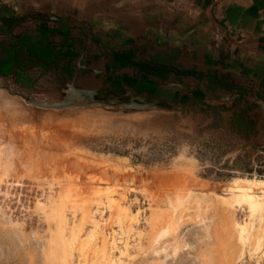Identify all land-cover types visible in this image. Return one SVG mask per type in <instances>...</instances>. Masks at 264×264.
<instances>
[{
	"label": "rangeland",
	"instance_id": "1",
	"mask_svg": "<svg viewBox=\"0 0 264 264\" xmlns=\"http://www.w3.org/2000/svg\"><path fill=\"white\" fill-rule=\"evenodd\" d=\"M25 89L0 79V264H58L55 254L46 251L57 215L46 219L35 203L49 188L58 193L61 186L66 200L58 201L56 210L69 227L86 236L91 219L100 220L103 211L106 232L114 231L117 239L114 254L118 257V249L128 246L123 264H264V245L239 250L230 234L232 218L215 201L229 187L251 185L258 195L264 190V113L259 104L217 101L205 94L210 108L177 101L172 103L181 110L163 111L123 103L103 89L98 95L104 103L78 95L64 99L72 106L44 109L15 93L46 103L62 101L47 102L46 95ZM210 114L221 115L213 120ZM231 114H247L257 121L258 132L237 128L228 120ZM178 182L188 186V201L203 193L212 207L201 223L185 221L175 236L160 242L158 249L183 244L175 256L165 257L146 249L149 217L161 207L162 188ZM107 197L123 200L129 211H109ZM72 203L85 206L89 218ZM234 210L237 223L249 218L246 206ZM73 256L70 261L76 262L77 253Z\"/></svg>",
	"mask_w": 264,
	"mask_h": 264
},
{
	"label": "crops",
	"instance_id": "2",
	"mask_svg": "<svg viewBox=\"0 0 264 264\" xmlns=\"http://www.w3.org/2000/svg\"><path fill=\"white\" fill-rule=\"evenodd\" d=\"M0 32V62L15 59L0 79L47 102L115 96L108 88L176 93L169 83L203 92L212 76L209 92L229 102L242 92L262 110L264 0H0ZM195 89L179 95L190 103Z\"/></svg>",
	"mask_w": 264,
	"mask_h": 264
},
{
	"label": "bare ground",
	"instance_id": "3",
	"mask_svg": "<svg viewBox=\"0 0 264 264\" xmlns=\"http://www.w3.org/2000/svg\"><path fill=\"white\" fill-rule=\"evenodd\" d=\"M5 157H7V155ZM8 163L11 164L9 161ZM182 175L183 173L178 174L180 177ZM3 176L4 174L0 173V186L4 182ZM170 180H172V178ZM178 183H176V185L171 184L165 186V188H162L163 191L159 193L161 198V207L152 210L149 217V233L147 237L146 249L151 250L152 253L155 254L162 252L165 257H167L169 254L171 256H175L177 252L183 247V244H181V242H177L170 249L169 246H164L165 248L158 249L157 247L160 245V242L170 236H175L178 229L185 221L200 222L204 218L209 208L211 209L212 207V199L208 198L203 193H200L202 194L200 197H192V202L188 201L190 193V191L186 189L188 186H186L185 183H183V185L181 184L182 186H186H184V188L180 185V183ZM14 184L21 186L20 182L18 181L14 182ZM62 188L63 186H61V188L58 187V193L56 191V193H54V191L49 188L48 194H42L41 198L37 199L35 203V209L42 213L46 219L53 217L55 214L57 215L56 218L54 217V221L56 223L55 234L48 244V248L46 250L47 253L51 255L55 254L54 258L58 264H123L124 261L122 260L121 256L127 255L126 252L128 250V246L127 244H124L123 251L118 249V257L114 254V250L118 248L117 239L114 235V231H112V233L106 232L109 223L107 222V219H102L104 213L103 211L99 214L100 220H96L94 217L91 219L90 230L86 236L80 234L81 230L77 232L75 226L69 227L66 217L63 214H59V212L56 210V208H59L57 207L58 201L65 197L64 190ZM68 188L71 189L70 187ZM106 193L108 194V192ZM216 196L217 198L215 201L218 204L223 205L225 209L227 208L228 217L232 218L231 222L229 223L232 231L230 234L232 233L231 238L236 242L237 248L240 250L248 245L252 250H259L264 245V190H261L258 195L251 185H241L229 187L225 195L216 194ZM106 200V209L109 211L115 210L119 213H126L129 211L126 209V207L123 208L122 204L120 203L123 200L114 201L110 197H107ZM71 205L72 207H75V210H80L83 217L89 218L90 212L86 210L85 206L81 205L79 209L76 203H72ZM242 206H246L249 210V215H247L249 218H247L245 221H242V223H237L234 220L236 217L233 219V214H235L233 210H236V207L240 208ZM129 215L130 213L126 214L125 216L129 217ZM120 218L123 217H119V219ZM254 218H256L255 220L257 221L256 227L254 224L255 220L253 222ZM134 222L136 221L133 220V223ZM121 223L123 224L124 222ZM131 223L132 222H130L128 225L129 227H131ZM95 236H97V238L91 241V237ZM74 253H77L78 255L76 262L70 261Z\"/></svg>",
	"mask_w": 264,
	"mask_h": 264
},
{
	"label": "water",
	"instance_id": "4",
	"mask_svg": "<svg viewBox=\"0 0 264 264\" xmlns=\"http://www.w3.org/2000/svg\"><path fill=\"white\" fill-rule=\"evenodd\" d=\"M1 34L4 35L5 33L0 32V35ZM166 86L168 87V89L171 92H179L181 94L187 93L190 90H193V89L199 87L198 84H194L191 87H188V86H180V85H176V84H172V83L166 84ZM202 86L203 87H201V88L203 89V92L207 96H209V97H211L217 101L225 100L226 97L229 96V95H227V96L215 95L214 93L209 92V90H208L209 88L205 84H203ZM6 89L9 91V89L7 87H6ZM108 90L110 91V93L114 94L115 97L123 103L136 105V106H139L142 108L158 109V110H163V111L181 110V108H178L177 103H172L169 100H167L166 98L161 97V96L152 97V96L137 95V94H131V93H128L125 91H118V90H115L113 88H108ZM99 92H100V90H96V91H92V92H80L79 96L97 99L101 103H104V101H102V99L98 95ZM15 94L22 97L27 102H29V103H31V104L39 107V108H44V109H62V108L74 105V103L69 101V100H64L61 103H46V102L38 101L32 97H28V96H25V95L20 94V93H15ZM261 106H262V111L264 113V101H261Z\"/></svg>",
	"mask_w": 264,
	"mask_h": 264
},
{
	"label": "trees",
	"instance_id": "5",
	"mask_svg": "<svg viewBox=\"0 0 264 264\" xmlns=\"http://www.w3.org/2000/svg\"><path fill=\"white\" fill-rule=\"evenodd\" d=\"M31 54H34L31 52ZM15 63V59L12 56H9L5 60H1L0 62V72L3 76H8L11 73V69ZM18 79V76H17ZM218 82L214 77L209 76L208 77V83H209V89L211 91H214L217 89V84ZM225 89H229L226 86H223ZM138 94L143 93V90L137 91ZM150 95L153 96H159V95H164L167 97L171 102H177L179 101L180 103L186 104L189 102V98L187 95L180 96L179 92H176L174 94H170L168 92H163L160 91L156 86H153L150 88V91H148ZM243 93L241 92V97L239 99H236L235 102L241 100ZM192 102H190V105H195V104H200L201 107L206 106L204 103V98H205V93L202 92L200 89H195L192 92ZM207 108H210V106H206ZM221 114H210V117L214 120L217 116ZM228 120L233 123L237 128L242 129L243 131H248L253 134H256L258 132L257 130V121L250 118L247 114H231L230 117H228Z\"/></svg>",
	"mask_w": 264,
	"mask_h": 264
}]
</instances>
